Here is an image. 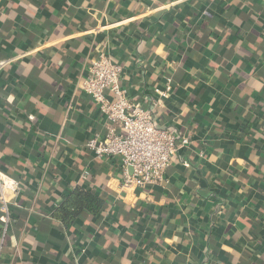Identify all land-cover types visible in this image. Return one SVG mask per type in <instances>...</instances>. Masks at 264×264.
Instances as JSON below:
<instances>
[{
  "label": "crops",
  "instance_id": "crops-1",
  "mask_svg": "<svg viewBox=\"0 0 264 264\" xmlns=\"http://www.w3.org/2000/svg\"><path fill=\"white\" fill-rule=\"evenodd\" d=\"M104 53L132 103L169 89L155 124L190 144L161 187L122 189L86 147ZM0 171V264H264V0H0ZM77 187L103 206L65 227Z\"/></svg>",
  "mask_w": 264,
  "mask_h": 264
},
{
  "label": "built area",
  "instance_id": "built-area-1",
  "mask_svg": "<svg viewBox=\"0 0 264 264\" xmlns=\"http://www.w3.org/2000/svg\"><path fill=\"white\" fill-rule=\"evenodd\" d=\"M122 76L121 66L108 54L92 60L83 91L97 105L107 130L95 134L86 147L96 159L120 160L122 189L161 187L167 182V171L175 155L180 147L189 146L190 139L155 124L154 113L168 99L169 89L146 109L128 99L122 88ZM200 156L203 157L202 152ZM19 194L20 182L0 171V202L7 213Z\"/></svg>",
  "mask_w": 264,
  "mask_h": 264
},
{
  "label": "trees",
  "instance_id": "trees-1",
  "mask_svg": "<svg viewBox=\"0 0 264 264\" xmlns=\"http://www.w3.org/2000/svg\"><path fill=\"white\" fill-rule=\"evenodd\" d=\"M103 206V201L82 187H77L66 196L64 202L55 209L52 217L65 227L75 223L84 212L96 214Z\"/></svg>",
  "mask_w": 264,
  "mask_h": 264
}]
</instances>
